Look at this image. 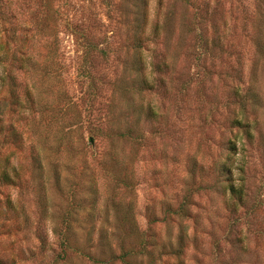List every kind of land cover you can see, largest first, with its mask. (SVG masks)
Listing matches in <instances>:
<instances>
[{
  "label": "rangeland",
  "instance_id": "rangeland-1",
  "mask_svg": "<svg viewBox=\"0 0 264 264\" xmlns=\"http://www.w3.org/2000/svg\"><path fill=\"white\" fill-rule=\"evenodd\" d=\"M194 1L210 6L147 0L146 31L154 26L158 35L139 56L144 75L156 81L140 92L127 83L135 73L123 63L133 52L125 46V0H0L1 53L5 42L18 43L24 26H44L37 43L44 72L28 68L25 76L39 106L11 111L10 87L0 80V264H123L97 261L99 236L117 229L106 210L112 181L101 171L112 158L132 172V190H116V198L133 204L138 227L131 235L119 228L112 253H120L121 236L123 250L137 249V235L154 234L161 243L181 227L185 264H264V0ZM81 36L98 46L87 56ZM253 75L262 102L244 111L233 93ZM149 106L155 116L147 115ZM237 118L249 126H232ZM138 119L139 144L114 138ZM218 161L242 185L240 214H230L215 189ZM88 183L96 187L92 221L84 208ZM189 188L192 216L164 219L163 202L176 207ZM70 230L73 247L66 248L62 233ZM131 263L146 264V256Z\"/></svg>",
  "mask_w": 264,
  "mask_h": 264
},
{
  "label": "trees",
  "instance_id": "trees-1",
  "mask_svg": "<svg viewBox=\"0 0 264 264\" xmlns=\"http://www.w3.org/2000/svg\"><path fill=\"white\" fill-rule=\"evenodd\" d=\"M125 1H126L125 14L127 15V21H128V17H131V19L128 21V24H130L129 25L130 35L126 40L125 46L129 49H132L133 52L130 55L131 59L129 61L123 60V63L125 70H128L129 73L131 71L135 73V76L130 80V82L127 83L133 84L134 88L139 89L140 92H142L143 90H152L155 87L156 78L151 80L150 78L146 77L142 72L143 61L141 55L139 56V52L141 51V49H143L146 46L147 42L150 41L152 37H157L158 31L157 28L154 26L152 27V31H151L152 33L146 31L147 13L145 10L147 6V0H125ZM180 1L186 5L195 8L196 10H199L200 7L210 6L208 2L207 3L203 2L200 6L197 5L194 0H180ZM258 1L261 2V0ZM140 6H142L143 8H140ZM41 23H36L33 29L31 27L24 26L22 28V34L16 40L18 43L13 48H11V46L6 42L4 45H1V47L6 46V48L3 50L4 51L3 53L0 52V62L3 60L2 63L3 73L0 75V80L2 84L6 83L10 87L9 88L10 109L11 111L14 112L18 108H22V109L25 108L31 110L33 109V107L39 106L40 104L38 101L39 95L33 94L31 88H29V85L27 84V80L25 76L29 73L28 68L33 69L34 72L38 69L40 70V72H44L42 65H39V59H38L39 56L37 55V43L40 42L39 37L40 35H43V28H44L43 24ZM13 38L14 36H12V40ZM83 38L86 40V42H88L85 44V46H83L84 53L87 56L89 51L96 49L98 46L93 45L90 41H87L88 39H86L84 36H81L79 38L80 42L83 40ZM218 40H219L218 37H214V40L212 41L214 47H220V42ZM258 40H259L258 42H259L260 51L263 53L264 47L261 43V40L260 39ZM46 42L48 47L55 48V44H56L55 39L52 40L47 39ZM202 42H203L202 46L205 49H209V47L206 44V41L203 40ZM99 50H103V49L100 48ZM157 68L159 70V67ZM84 71H85V67H82L81 72ZM254 82H255V75L252 76L251 82L246 88L242 90V92L239 90H235L233 93L234 94L233 98L236 99L235 101L239 104L241 110L245 111L246 108L248 107L251 108V106L259 105L262 102L260 96H258V93L255 89ZM19 88H22V93H19L18 91ZM21 96H23V100L21 99ZM147 115L148 116L156 115L155 111L151 106L148 107ZM139 121H140L139 119L136 121V123L134 124L135 125L134 128L129 124H127L124 128L122 127L118 128L120 130H117L116 133H114V138L117 140L122 139L124 141L135 140V142L139 144L142 138L141 133L138 131L139 128H137L140 123ZM233 125L237 126L238 128H247L249 126L248 123L241 120V118L233 119L232 126ZM245 132L246 134L251 136V133L249 131L245 130ZM228 143H229V147H228L229 150H235L234 143H232V141ZM101 167H102L101 171L103 170L105 174H109L108 176L112 181L111 188L113 191L112 193L113 196L109 197V202L107 203L106 210H111L113 212L114 223L117 229L116 228L113 229L111 236L107 235L106 233L104 234L102 233L101 234L102 236H99V240H100L99 244L102 245L103 248L101 251V255L98 256L97 261L107 262V261H113L114 259L117 258L123 264H132L131 263L132 259L137 258L139 255H144L146 256V264H168L166 263V259L169 260V258L174 259L173 264H185L181 256L184 255L185 252L186 234L181 227L177 230V233L174 236L175 239L167 235L165 241L161 243H157L155 241V237L153 236L154 234H150V235H145L144 233L139 234L136 236V240L138 242L137 249L123 250V246L125 245H124V241L122 240L124 239V237L121 236L122 238L120 237L119 239L120 253L114 254L111 252L110 250L111 239L117 237V235L119 236L118 233L119 228L121 229L120 231H123V233L127 235H131L132 232L136 233V231L138 230L136 221L134 219L133 204L130 201L125 202L122 201L121 198H116L117 195L116 190L124 189V192H128L132 190L134 184H133L132 172H130V174H128L127 171L123 172L125 170V167L120 166V164H118V161L115 158L103 162ZM229 167L230 165L227 164L225 161H218L217 163H215V167L213 169L216 176L215 182L217 183V187L215 189L217 191L222 192V195L225 197L224 203H226V207L229 213L236 215V214H240L239 208L240 206H243L242 204L244 203L245 193L242 188V185H239L234 182V179L232 178L231 168ZM58 176L59 175H56V177ZM1 178L4 180H9V177L6 176L4 172L1 175ZM87 190H88V196L85 197V199L88 202V205L87 207L84 208H89L87 211L88 212L87 218L92 221L93 216L89 214V211H91L94 208L96 187L93 186L92 184L89 185L88 183ZM192 202L193 200H192L191 188L185 191L181 201H179V203L176 204V207H174L171 202L168 201L163 202L161 206V210L164 219L175 220L176 217L178 222L181 223L183 217L184 218L191 217L192 215L189 206L193 204ZM84 208H82V210H85ZM72 221L73 218L71 219V222ZM71 233H72L71 230L69 231L68 234L66 233V231L62 233L64 237L62 240V244L66 248L73 247V239H71L70 236ZM104 248H107V251ZM104 256L108 257L107 261L106 259H103ZM93 259L96 260L95 257H93Z\"/></svg>",
  "mask_w": 264,
  "mask_h": 264
}]
</instances>
